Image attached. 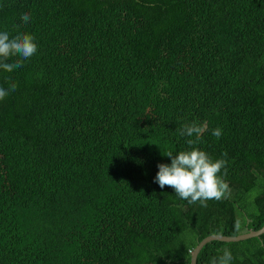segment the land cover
<instances>
[{
  "label": "trees",
  "instance_id": "obj_1",
  "mask_svg": "<svg viewBox=\"0 0 264 264\" xmlns=\"http://www.w3.org/2000/svg\"><path fill=\"white\" fill-rule=\"evenodd\" d=\"M0 31L38 44L0 69L17 84L0 100V264H190L208 235L264 225V0H0ZM192 122L226 160L229 194L207 207L154 182ZM262 242L213 240L196 264L225 248L264 264Z\"/></svg>",
  "mask_w": 264,
  "mask_h": 264
},
{
  "label": "clouds",
  "instance_id": "obj_2",
  "mask_svg": "<svg viewBox=\"0 0 264 264\" xmlns=\"http://www.w3.org/2000/svg\"><path fill=\"white\" fill-rule=\"evenodd\" d=\"M21 19L25 23L28 22L31 19L30 14L22 13ZM37 51L38 44L31 34L20 32L12 36L7 31H0V69L12 72L22 67L24 61L30 59ZM9 60L12 62H8ZM16 88L17 84L9 79L8 87L0 86V100L6 98ZM179 131L181 136L192 137L195 134L196 139L187 140L190 150L176 154L169 151L164 154L171 159V163L157 165L159 171L154 182L161 188L165 185L171 186L175 194L181 199H186L189 204L199 202L201 206L207 207L208 200L220 201L222 198H227L228 185L222 177L217 176L222 168L226 175V160L213 159L208 153L194 146L201 133V128L195 122L184 124ZM212 135L220 138L222 130L217 127L212 130ZM232 260L231 251L225 248L223 254L213 257L209 264H231Z\"/></svg>",
  "mask_w": 264,
  "mask_h": 264
},
{
  "label": "water",
  "instance_id": "obj_3",
  "mask_svg": "<svg viewBox=\"0 0 264 264\" xmlns=\"http://www.w3.org/2000/svg\"><path fill=\"white\" fill-rule=\"evenodd\" d=\"M264 233V225L257 230H247L246 232H241L237 235H219L212 234L203 238L194 248V251L191 255L190 264H196L197 255L200 252L201 248L208 242L213 240L223 241V242H236L241 240H246L249 238L259 237Z\"/></svg>",
  "mask_w": 264,
  "mask_h": 264
},
{
  "label": "bare ground",
  "instance_id": "obj_4",
  "mask_svg": "<svg viewBox=\"0 0 264 264\" xmlns=\"http://www.w3.org/2000/svg\"><path fill=\"white\" fill-rule=\"evenodd\" d=\"M47 23H48V22H47ZM48 24H49V23H48ZM47 27H48V26H47ZM90 36H91V35H90ZM138 83H139V82H138ZM135 87H136V86H135ZM138 88H139V87H138ZM138 88H137V89H138ZM136 91H137V90H136ZM136 93H137V92H136ZM139 94H140V93H139ZM23 151H24V150H23ZM19 154H20V152H19ZM17 156H18V154H17ZM14 164H15V163H14ZM17 164H18V163H17ZM15 166H17V165H15ZM18 166H19V165H18ZM12 168H13V167H12ZM16 168H17V167H16ZM16 168H15V169H16ZM10 169H11V168H10ZM12 170H13V169H12ZM13 171H14V170H13ZM17 173H18V170H17L16 174H17ZM16 174H15V175H16ZM24 174H25V173H24ZM18 176H21V175H18ZM21 178H22V177H21ZM25 178H26V177H25ZM22 179H23V178H22ZM24 180H25V179H24ZM183 206H184V205H183ZM211 216H212V215H211ZM176 240H177V239H176Z\"/></svg>",
  "mask_w": 264,
  "mask_h": 264
}]
</instances>
